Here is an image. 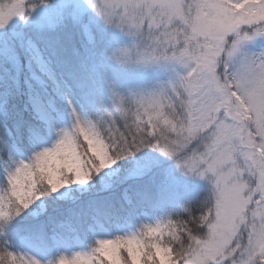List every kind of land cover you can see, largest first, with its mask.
Instances as JSON below:
<instances>
[{
	"label": "snow or ice",
	"instance_id": "6c2138e0",
	"mask_svg": "<svg viewBox=\"0 0 264 264\" xmlns=\"http://www.w3.org/2000/svg\"><path fill=\"white\" fill-rule=\"evenodd\" d=\"M87 3L105 24L132 38L111 55L121 68L164 61L184 72L158 88L126 93L109 82L110 106L101 115L84 118L72 108L71 126L51 146L5 168L0 264H41L12 250V237L48 246L64 238L65 229H83L108 215L111 207L95 201L71 212L54 205L71 196V186L91 191L97 177L113 187L119 170L101 173L145 149L211 182L196 211L185 206L159 224L94 240L87 251L60 254L48 264H264V53L235 60L245 42L264 36V0ZM36 7L34 0L0 2V29ZM0 129L7 131L3 124ZM11 148L0 140V159ZM154 167L148 162L125 179H142Z\"/></svg>",
	"mask_w": 264,
	"mask_h": 264
},
{
	"label": "rangeland",
	"instance_id": "374dc122",
	"mask_svg": "<svg viewBox=\"0 0 264 264\" xmlns=\"http://www.w3.org/2000/svg\"><path fill=\"white\" fill-rule=\"evenodd\" d=\"M0 2L12 3L15 0H0ZM34 2L37 7L28 18L13 19L5 29H0L1 100L7 102L16 98L10 81L21 80L24 85L22 106L39 123L38 129H29L24 137L27 143V154L17 145V142L10 139L13 137L10 129L7 126V131L2 129L3 136L0 140L7 141V144L12 146L11 151L0 159V176L3 180L6 167H12L18 161H27L34 151L51 146L58 139L61 130L71 126L72 108H75L77 113L84 118H91L89 114L91 109L98 111L100 109L102 112L99 113L102 114L105 107L110 106L109 82L115 85L121 93H126L130 88H158L184 72L182 65L164 61L133 66L128 69L121 68L111 58V55L117 48L130 46L132 38L120 29L105 24L89 7L87 0H47L46 4L41 3V0H34ZM77 26L80 27V33L87 43H92L97 39L98 41L107 40L108 36L110 38L108 42L111 47L107 54L103 52L102 57L94 61L91 57L85 58L89 66L82 63V60L70 57L65 60L61 56L59 46L62 40H70L69 35ZM43 43L49 45V50ZM98 43L104 45L103 42ZM33 44L35 48L32 47ZM261 53H264V36L245 42L235 60L238 62L245 57H258ZM42 61L47 63L55 80L48 75ZM91 74L98 83L91 82ZM20 75L24 76L23 79L18 78ZM86 78L90 79L91 83L86 82ZM100 87L102 88L101 96L97 92ZM52 93L60 98L65 106V112L53 103ZM8 133L11 135L9 136ZM148 162H154L153 170L159 171L164 177L173 181L178 180V182L181 180L182 186L188 185L187 190L189 185L192 187L205 183L210 189L212 187L207 178L194 174L185 175L176 167L173 160L154 149L151 150L147 159H142L135 165L124 169L117 162L112 169L104 170L101 176L105 173L111 174L113 170L118 169L119 180L116 182L121 185L126 182L131 184L133 179H138L125 178L130 172L145 167ZM106 180L107 177L104 181L97 177L93 181L95 187L86 193L71 191V189L81 187L71 186L69 189L71 196L63 201H73L72 197L93 193L96 187L102 186L106 189ZM129 188L130 186L127 185L122 188L121 210L111 214L109 219L98 216L97 221L89 220L83 229H65L64 238L48 246L17 237H12L13 242L7 241V244L12 250L33 255L40 259L41 264H48L60 254L71 255L74 251H87L93 245L94 240L114 238L115 235L124 232L139 231L144 225L159 224V221L164 218L160 207L155 203H140L141 200H133ZM185 192L179 190L182 195Z\"/></svg>",
	"mask_w": 264,
	"mask_h": 264
},
{
	"label": "trees",
	"instance_id": "16d2710c",
	"mask_svg": "<svg viewBox=\"0 0 264 264\" xmlns=\"http://www.w3.org/2000/svg\"><path fill=\"white\" fill-rule=\"evenodd\" d=\"M75 30L70 33V40H62L61 45L59 46L61 51V56L63 59H67L68 57L74 58L77 60H82L81 62L89 66L85 58L91 57V59L96 60L102 57V53L107 54L109 52L110 40L109 36L103 41L95 40L92 43H87L81 35V30L79 26L74 27ZM98 42H103L104 45H101ZM41 44L40 41H38ZM45 44L46 48L49 50V45ZM126 47L128 45H125ZM111 51V50H110ZM24 76H19V79H23ZM91 82H96L97 80L94 78V75H90ZM14 79V78H13ZM86 82H90V79L86 78ZM13 91H15L14 99L8 100L7 102H3L0 96V124L6 125L13 134V137L10 138L12 141L17 142V145L21 147L25 152H27V143L25 141L26 133L29 129H38L39 123L34 119V117L25 110L23 105V91L24 85L23 82L20 81H10ZM102 88L100 87L97 92H99L100 96L102 94ZM53 103L59 107V109L65 110V106L61 102L60 98L57 94L52 93ZM102 112L98 110H89V114L91 118H96L101 115ZM2 131V129H0ZM8 139V138H7ZM153 149H145L141 153H138L135 157H128L125 160L118 161L121 165V168H127L135 163L142 161V159H147L149 154ZM3 178L0 176V189L3 188ZM171 180L170 178L164 177L157 170H153L149 175L143 177L142 179H133V182L125 183L121 185L119 182H115L114 186L109 189H104L102 186L96 187L92 192L88 195H77L76 200L73 201H59L54 208L57 212H71V211H80V205L87 201H95L101 205L106 207H111V212L108 215H99L101 218L109 219L111 214L117 213L121 210V206L123 205L120 200L121 190L127 185L130 186L129 192L133 196V200H141L139 202L142 203H155V205L159 206L161 209V214L164 215V218L169 216H175L177 213H182V208L187 206L196 211L197 203L199 200H202L207 195H209L210 187L205 184H200L198 186L188 185L182 186L181 180ZM179 190L184 191L185 194H180ZM25 215H27L25 213ZM105 219V220H106ZM13 238H10L8 242L12 243ZM9 243V244H10Z\"/></svg>",
	"mask_w": 264,
	"mask_h": 264
}]
</instances>
